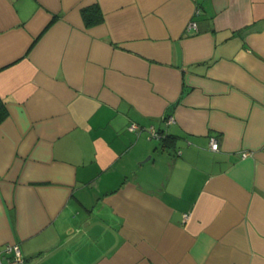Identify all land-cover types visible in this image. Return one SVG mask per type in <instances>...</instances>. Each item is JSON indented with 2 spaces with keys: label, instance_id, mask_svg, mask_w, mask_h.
<instances>
[{
  "label": "crops",
  "instance_id": "obj_1",
  "mask_svg": "<svg viewBox=\"0 0 264 264\" xmlns=\"http://www.w3.org/2000/svg\"><path fill=\"white\" fill-rule=\"evenodd\" d=\"M0 95L1 264H264V0H0Z\"/></svg>",
  "mask_w": 264,
  "mask_h": 264
},
{
  "label": "trees",
  "instance_id": "obj_2",
  "mask_svg": "<svg viewBox=\"0 0 264 264\" xmlns=\"http://www.w3.org/2000/svg\"><path fill=\"white\" fill-rule=\"evenodd\" d=\"M81 16L86 27L102 22V12L97 4H92L81 9ZM8 116L6 104L0 95V123Z\"/></svg>",
  "mask_w": 264,
  "mask_h": 264
},
{
  "label": "built area",
  "instance_id": "obj_3",
  "mask_svg": "<svg viewBox=\"0 0 264 264\" xmlns=\"http://www.w3.org/2000/svg\"><path fill=\"white\" fill-rule=\"evenodd\" d=\"M189 26H195V22H190ZM150 134L156 136V132L154 131V129H151ZM209 143L211 149L216 150L218 148L217 140L214 137H210ZM4 250L11 253L10 259L8 260V264L26 263L18 245L8 244L5 246ZM0 264H1V259H0Z\"/></svg>",
  "mask_w": 264,
  "mask_h": 264
}]
</instances>
